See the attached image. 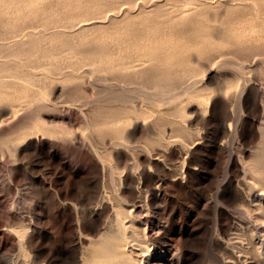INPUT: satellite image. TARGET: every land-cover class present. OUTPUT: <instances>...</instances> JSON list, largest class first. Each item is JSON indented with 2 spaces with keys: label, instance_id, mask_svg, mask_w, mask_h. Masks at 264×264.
<instances>
[{
  "label": "rangeland",
  "instance_id": "374dc122",
  "mask_svg": "<svg viewBox=\"0 0 264 264\" xmlns=\"http://www.w3.org/2000/svg\"><path fill=\"white\" fill-rule=\"evenodd\" d=\"M138 196L174 264H264V0H0V264Z\"/></svg>",
  "mask_w": 264,
  "mask_h": 264
},
{
  "label": "bare ground",
  "instance_id": "6f19581e",
  "mask_svg": "<svg viewBox=\"0 0 264 264\" xmlns=\"http://www.w3.org/2000/svg\"><path fill=\"white\" fill-rule=\"evenodd\" d=\"M234 1L225 0L226 3L231 4ZM255 6L258 7L257 4ZM113 78L126 79L121 74L115 75ZM138 92L141 93L140 90ZM114 199L113 210L108 215L103 228L96 236L89 238L87 244L82 247L81 262L83 264H174V261L167 255L172 250H177V246L166 233V221H163L164 211L159 215L157 222L151 225V229L158 235L157 238L151 239L157 242V246L153 250V241L148 239L146 233L148 221L146 220L145 227L139 230L140 226L136 225L137 223L131 216L132 208L136 206H139L140 214L144 212V215H148V211L145 210L146 200H143L142 196H138L126 206L119 200L120 197L119 199L114 197ZM174 254L175 252H172L171 255Z\"/></svg>",
  "mask_w": 264,
  "mask_h": 264
}]
</instances>
